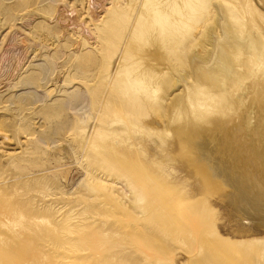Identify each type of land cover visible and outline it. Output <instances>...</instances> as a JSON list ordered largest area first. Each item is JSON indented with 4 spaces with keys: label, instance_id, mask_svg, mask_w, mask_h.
Returning a JSON list of instances; mask_svg holds the SVG:
<instances>
[{
    "label": "rangeland",
    "instance_id": "rangeland-1",
    "mask_svg": "<svg viewBox=\"0 0 264 264\" xmlns=\"http://www.w3.org/2000/svg\"><path fill=\"white\" fill-rule=\"evenodd\" d=\"M202 1L0 0V264H264V224L237 217L216 177L196 181L171 131L204 130L188 101L203 108L212 85L200 67L181 76L211 25ZM228 1L237 41L251 19L236 49L254 60L225 84L220 147L264 201V0H233L234 15ZM146 71L182 90L152 128L160 78Z\"/></svg>",
    "mask_w": 264,
    "mask_h": 264
},
{
    "label": "bare ground",
    "instance_id": "bare-ground-1",
    "mask_svg": "<svg viewBox=\"0 0 264 264\" xmlns=\"http://www.w3.org/2000/svg\"><path fill=\"white\" fill-rule=\"evenodd\" d=\"M207 1L208 2L204 3L203 0L201 5H203V13L208 12L209 15L211 13L210 5H212L214 14L209 16L211 25L207 26L209 29L206 33V39L203 40L198 38L196 40L198 50L196 51V54L194 50H191L190 52L192 66H190L187 71L185 68H182L181 76L183 80L187 82L194 75V67H200L203 75L206 77L209 84L212 85V91L207 90L208 95L205 99L207 102L203 103V108L200 104L195 107V105L188 101L192 113L198 119L197 121L203 123V131H195L192 128L187 129L185 127V129H183L181 126L171 128V131L174 132L176 144L179 147L177 155L180 154V163L185 167L188 173L195 180L197 177L203 185L206 181L205 178H208V176H212V179L213 177L217 178V186L220 190L222 188L220 191L221 197L223 196V199L228 197L225 201L229 199L228 205L232 207L233 212L237 217H241L243 220L247 221L246 223L251 221L254 224H264V214H262L264 213V201H260L252 195L253 193L251 191L252 189H255L253 179L246 174L240 173L234 167L233 162L222 156V150L220 147L222 144L221 135L226 131V127H223V120L226 117V111L222 105V102L225 100L223 93L225 84L238 73V76H248V66L250 61L252 59L254 60V58L247 57L241 51H237L236 49L237 47H240L247 50L253 44L249 34V23L251 19L248 18L247 20H243L242 26H238V29L242 32H246V34H239L240 39L237 41L235 36H232L237 29L233 28L231 22L228 23V18L223 10L222 0L216 2ZM231 1L233 2V0L228 1L230 5L227 6L226 9L234 15L239 9L238 6L236 4L234 5ZM205 4H207L208 10H206L204 6ZM249 12L250 16H254L256 13L251 5H249ZM137 18L141 21L140 19L143 18V13L138 12ZM113 27L114 31H118L117 26L113 25ZM133 30L142 35L144 31H153V27L151 24H146L144 25V28L137 27ZM189 40L190 36L185 35L184 37L179 38L177 44L183 49ZM129 44L134 49L140 46L138 41L134 39V34H131ZM230 46L231 50L236 49L234 52L230 50L232 53L226 52L224 49L225 47L228 48ZM144 75L147 78H153L154 80H157L158 77L160 78V85L153 90L157 99L149 108L153 112V116L149 118L148 127L152 128V125H161L162 123L158 111H166V102L168 101L173 109L176 104V98L180 96L182 90L178 89V91H175L177 89V79L169 75H159L156 77V75L150 71H146ZM116 91H119L118 87L116 88ZM126 102L128 109L135 115L139 116V118L141 116H146V110L139 100L128 98ZM178 116L179 114L177 111L176 117ZM161 129L164 131L167 130L166 122ZM209 185L210 184H208V186ZM116 191L119 193V188H117ZM231 194L233 195L232 197ZM130 207V218L136 219L141 214V210L133 208L132 205ZM15 224L16 223L10 224V230L12 232L15 231L13 228ZM7 227H9V225H7Z\"/></svg>",
    "mask_w": 264,
    "mask_h": 264
}]
</instances>
